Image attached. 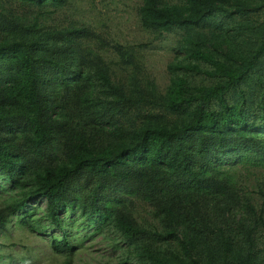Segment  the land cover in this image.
<instances>
[{"label": "trees", "instance_id": "1", "mask_svg": "<svg viewBox=\"0 0 264 264\" xmlns=\"http://www.w3.org/2000/svg\"><path fill=\"white\" fill-rule=\"evenodd\" d=\"M69 1L0 0V174L15 184L32 181L26 199L42 196L54 226L64 206L109 216L146 264H264L263 188L259 201L216 172L222 158L264 155L263 136L242 110L250 89L241 90L262 79L264 35L249 53L218 50L209 25L215 16L248 17L249 0H143L140 25L154 39L191 30L185 41L196 63L183 68L220 79L194 87L172 79L164 94L143 82L132 47H97H111L120 66L134 63L125 81L93 48L88 27L41 22L44 10ZM83 66L109 88L107 108L85 101ZM120 193L133 198L113 205ZM25 201L0 207V227ZM138 206L157 221L137 220Z\"/></svg>", "mask_w": 264, "mask_h": 264}, {"label": "rangeland", "instance_id": "2", "mask_svg": "<svg viewBox=\"0 0 264 264\" xmlns=\"http://www.w3.org/2000/svg\"><path fill=\"white\" fill-rule=\"evenodd\" d=\"M142 3L143 0H70L63 8L44 10L40 20L54 27L70 23L88 27L96 36L93 48L115 72V77L125 81L133 76L134 63L120 66L111 47L98 49V46L118 43L123 47H132L141 79L144 83L154 84L163 94L172 79L181 78L193 87L219 82L218 78L210 79L203 73L183 68L190 62L196 63L190 57L191 45L185 41L187 33H193L191 30L177 29L154 39L153 34L140 25L138 9ZM249 3L248 17L215 16L209 23L219 42L211 43L218 44V50L235 47L249 53L258 46L264 35L261 29L264 8L260 6V0H249ZM205 48L215 50L209 45ZM77 74L88 82L85 101L107 108L113 98L109 88L89 67H81ZM258 74L262 75V79L256 82L253 77L241 86V90L250 89L251 92V99L242 110L247 116L246 124L264 139V68ZM229 101L241 105L236 93L229 94ZM207 107L217 109L214 103ZM216 172L254 198L260 197L259 187L264 191V155L257 158L246 154L232 159L222 158ZM33 185L30 180H25L23 184L11 183L0 174V207L26 200L0 227V264H65L69 259L71 264H146L134 246L114 229L107 215L83 214L76 205L64 206L60 210V227L54 226L47 217L46 202L42 196L26 199ZM131 198L130 194L120 193L112 203L126 204ZM134 216L141 222L157 221L151 209L144 206H138ZM63 239L67 241L68 249H63Z\"/></svg>", "mask_w": 264, "mask_h": 264}]
</instances>
